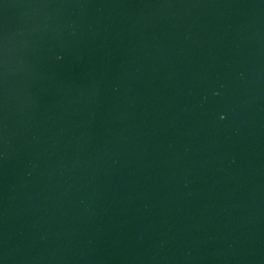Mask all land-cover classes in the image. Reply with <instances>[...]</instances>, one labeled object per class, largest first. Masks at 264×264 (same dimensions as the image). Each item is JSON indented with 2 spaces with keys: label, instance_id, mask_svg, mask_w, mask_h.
I'll return each instance as SVG.
<instances>
[{
  "label": "water",
  "instance_id": "obj_1",
  "mask_svg": "<svg viewBox=\"0 0 264 264\" xmlns=\"http://www.w3.org/2000/svg\"><path fill=\"white\" fill-rule=\"evenodd\" d=\"M0 264H264V0H0Z\"/></svg>",
  "mask_w": 264,
  "mask_h": 264
}]
</instances>
